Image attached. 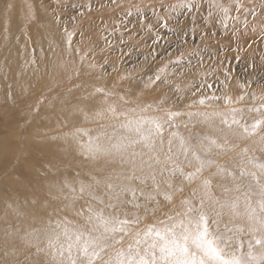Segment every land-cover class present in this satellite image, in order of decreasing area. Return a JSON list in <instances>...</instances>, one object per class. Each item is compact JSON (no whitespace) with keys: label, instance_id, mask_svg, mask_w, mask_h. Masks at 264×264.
<instances>
[{"label":"rangeland","instance_id":"374dc122","mask_svg":"<svg viewBox=\"0 0 264 264\" xmlns=\"http://www.w3.org/2000/svg\"><path fill=\"white\" fill-rule=\"evenodd\" d=\"M65 10L75 34L60 44L65 60H54L58 47L52 58L33 46L43 55L28 65L39 76L20 86L0 77V264H68L75 232L92 233L78 213L101 207L93 196L116 205L109 214L138 212L133 234L169 217L187 226L204 199L213 234H238L227 251L240 256L239 239L248 259V242L264 240V125L254 135L228 125L233 115L242 125L264 121V0H68ZM152 120L164 125L154 148L134 130ZM64 182L67 195L49 198V186ZM108 183L134 196L112 201ZM185 200L197 210L190 217ZM61 202L65 217L44 206ZM123 240L108 241L106 255L133 237Z\"/></svg>","mask_w":264,"mask_h":264},{"label":"snow or ice","instance_id":"6c2138e0","mask_svg":"<svg viewBox=\"0 0 264 264\" xmlns=\"http://www.w3.org/2000/svg\"><path fill=\"white\" fill-rule=\"evenodd\" d=\"M7 7L10 9L12 6L9 4ZM187 7L191 10L192 4L189 3ZM164 27L167 28L166 21ZM224 27H227V23L224 24ZM74 35V33L68 34L69 45ZM213 98L216 99V97ZM226 100L231 103L230 98H226ZM200 103L204 104L205 101L202 99ZM253 110L259 111V109ZM232 111L235 113L237 110L233 109ZM177 115L180 113H169V119L174 120ZM225 122L227 123V121ZM144 123H150L151 127L145 130ZM144 123L137 124L134 130L142 141L154 148L153 136L162 137L164 125L158 120ZM232 124L241 125L247 135H254L264 125V121H256L251 126L242 125L241 119L233 115L231 124L228 126L231 127ZM126 127L129 126L126 125ZM173 135L178 136V134ZM169 143L171 144L172 141L170 140ZM184 143L183 138H180L181 147L184 146ZM124 146L122 142L113 145L117 151L122 150ZM89 151H100V149L90 147ZM260 167L264 170V165ZM179 171L182 173V170ZM185 179L191 182L193 180L192 174H187ZM96 183L99 184L100 182L97 181ZM91 187V185H82L80 192L83 193ZM107 188L111 190L110 199L112 201H118L126 191H132L134 196V190L125 187L117 190V186L112 183H108ZM178 190L183 191V188ZM92 198L97 200L101 207L88 206L86 210H80L78 213L92 225V233L75 232V244L69 248L68 264H81V262L83 264H261V261H264V252L257 255L252 251L254 247L264 244V240L256 239L248 242V259L243 258V242L239 239L236 242L241 255L237 256L227 251L233 238L238 234L234 233L231 236L223 237L213 234L209 226L212 221L204 210V199L199 202L198 219L190 221L187 226L183 220L169 217L168 219L172 221L171 224L162 221L163 227L148 226L143 233L133 234L134 227L138 226L142 220L138 212L134 213L131 218L128 217L127 213L122 216L109 214L105 212L104 208L114 209L116 207L114 203L105 205L102 198L97 196ZM163 198L170 201L172 196L165 193ZM205 198L211 200V194H207ZM183 203L185 214L189 217L194 211H197L193 201L185 200ZM133 206L140 207L138 204ZM149 211L154 214L155 209H149ZM65 233L67 234V229H65ZM125 236H132V242L125 248L116 250L114 255H106L109 248L108 241L112 240L116 244H123V237ZM72 247L77 249L75 255L72 254Z\"/></svg>","mask_w":264,"mask_h":264},{"label":"bare ground","instance_id":"6f19581e","mask_svg":"<svg viewBox=\"0 0 264 264\" xmlns=\"http://www.w3.org/2000/svg\"><path fill=\"white\" fill-rule=\"evenodd\" d=\"M67 3L68 0H0V77L16 79L18 86H20L25 81L28 82L32 78L39 76L42 70L28 65L31 62L32 55L37 56V58L43 55L40 51H33L31 48L33 46H43L45 48L44 54L49 55V57L54 56L56 47H58L60 49L56 53L57 56L54 57V60H65V48L60 46V44L68 41V34L70 33L65 30L67 28V10H65ZM9 4L12 6L10 9L7 7ZM41 92L39 91V93ZM54 135L57 137L56 133ZM77 151L79 152L78 149ZM71 152L73 153V151ZM71 152H69V155L73 156ZM42 153H44L43 150ZM62 160H64L63 164L68 162L66 161L67 159ZM60 176L64 178L65 175ZM52 181L53 179L51 183ZM57 184L54 183L49 186L50 188L46 192L49 198L57 197L58 195L60 197L57 198H61L67 195L66 188H64L65 182L62 184L63 189L62 187L59 188ZM53 185L54 188L52 187ZM56 186L57 189H55ZM61 189L64 191L60 192ZM44 206L50 214H54L55 210H57L58 215L65 217L68 213V207L64 206L62 202L58 205V209H52L50 205Z\"/></svg>","mask_w":264,"mask_h":264}]
</instances>
